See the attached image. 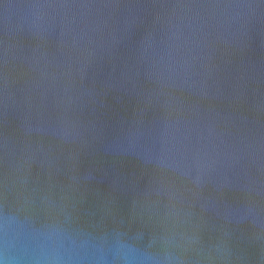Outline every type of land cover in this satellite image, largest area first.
<instances>
[{"label":"water","instance_id":"95a60500","mask_svg":"<svg viewBox=\"0 0 264 264\" xmlns=\"http://www.w3.org/2000/svg\"><path fill=\"white\" fill-rule=\"evenodd\" d=\"M0 264H264V0H0Z\"/></svg>","mask_w":264,"mask_h":264}]
</instances>
